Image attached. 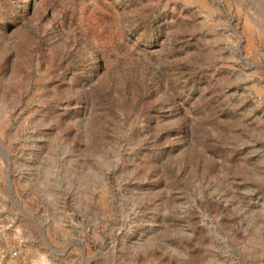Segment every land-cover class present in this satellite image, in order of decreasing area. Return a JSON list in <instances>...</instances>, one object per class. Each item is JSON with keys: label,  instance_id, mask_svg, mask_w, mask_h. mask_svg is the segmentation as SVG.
I'll use <instances>...</instances> for the list:
<instances>
[{"label": "rangeland", "instance_id": "1", "mask_svg": "<svg viewBox=\"0 0 264 264\" xmlns=\"http://www.w3.org/2000/svg\"><path fill=\"white\" fill-rule=\"evenodd\" d=\"M0 264H264V0H0Z\"/></svg>", "mask_w": 264, "mask_h": 264}, {"label": "built area", "instance_id": "2", "mask_svg": "<svg viewBox=\"0 0 264 264\" xmlns=\"http://www.w3.org/2000/svg\"><path fill=\"white\" fill-rule=\"evenodd\" d=\"M15 251H13V252H11L9 255H10V257H14L15 256Z\"/></svg>", "mask_w": 264, "mask_h": 264}]
</instances>
